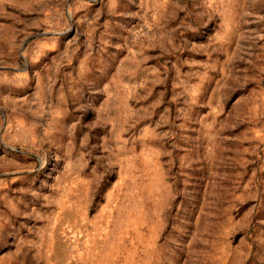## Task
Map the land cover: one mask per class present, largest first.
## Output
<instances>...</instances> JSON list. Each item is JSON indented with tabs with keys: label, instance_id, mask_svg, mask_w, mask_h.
<instances>
[{
	"label": "rangeland",
	"instance_id": "obj_1",
	"mask_svg": "<svg viewBox=\"0 0 264 264\" xmlns=\"http://www.w3.org/2000/svg\"><path fill=\"white\" fill-rule=\"evenodd\" d=\"M0 264H264V0H0Z\"/></svg>",
	"mask_w": 264,
	"mask_h": 264
}]
</instances>
